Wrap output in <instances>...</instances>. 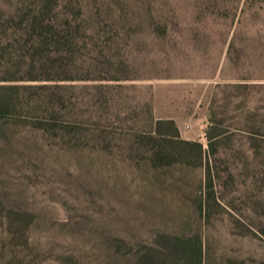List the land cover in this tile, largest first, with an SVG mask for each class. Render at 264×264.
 <instances>
[{
    "label": "rangeland",
    "instance_id": "rangeland-1",
    "mask_svg": "<svg viewBox=\"0 0 264 264\" xmlns=\"http://www.w3.org/2000/svg\"><path fill=\"white\" fill-rule=\"evenodd\" d=\"M0 87V264H264V0H0Z\"/></svg>",
    "mask_w": 264,
    "mask_h": 264
},
{
    "label": "trees",
    "instance_id": "trees-1",
    "mask_svg": "<svg viewBox=\"0 0 264 264\" xmlns=\"http://www.w3.org/2000/svg\"><path fill=\"white\" fill-rule=\"evenodd\" d=\"M38 23L41 24L42 21L38 22ZM0 89H5V88L4 87H0ZM1 107H2V105L0 104V110H1ZM167 123L170 124V125L172 124L171 122H167ZM182 144H184V145H192L193 147H195L196 148V156L198 158H200V156H201V148H200L199 144H197V143H187V142H182ZM157 156H158V154H157ZM199 256H200V254L198 253V258H199Z\"/></svg>",
    "mask_w": 264,
    "mask_h": 264
}]
</instances>
